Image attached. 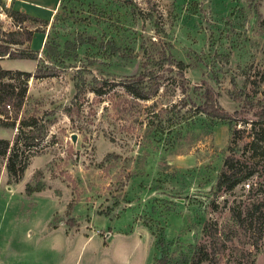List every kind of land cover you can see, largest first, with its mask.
I'll list each match as a JSON object with an SVG mask.
<instances>
[{
	"label": "rangeland",
	"instance_id": "rangeland-1",
	"mask_svg": "<svg viewBox=\"0 0 264 264\" xmlns=\"http://www.w3.org/2000/svg\"><path fill=\"white\" fill-rule=\"evenodd\" d=\"M5 1L1 41L18 25L45 34L32 62L0 59L36 63L41 77L19 78L17 119L37 117L44 135L19 146L28 163L17 182L0 158V264H190L210 244L203 224L229 223L245 183L264 203V150H250L243 122L264 104V0H57L47 21L21 20ZM147 70L156 92L127 95L121 81ZM205 87L230 118L200 111ZM14 132L0 126V138ZM226 157L254 172L218 191ZM246 239L222 233L216 262L199 264H239L238 249L264 264V220L257 247Z\"/></svg>",
	"mask_w": 264,
	"mask_h": 264
},
{
	"label": "trees",
	"instance_id": "trees-1",
	"mask_svg": "<svg viewBox=\"0 0 264 264\" xmlns=\"http://www.w3.org/2000/svg\"><path fill=\"white\" fill-rule=\"evenodd\" d=\"M13 14L19 15L21 20H38L29 17L23 13L12 10ZM20 30L11 31L9 38L6 41L0 40V59L3 56L7 58H27L33 59L34 55L27 49L20 51L11 49V45H21L27 43L31 39V30L21 28ZM174 66L181 71L183 63L181 61L174 62ZM138 73L127 77L121 81L120 86L123 91L136 99L145 100L153 95L156 90L158 82L151 71ZM41 77L34 71L10 70L4 69L0 66V126L15 129L13 136L10 140L0 138V158H5V170L7 176L12 182H17L22 176V172L28 163V156L23 155L22 146L25 149L35 147L37 140L36 136L42 137L43 131L37 126V117L30 116L29 118H18L21 110L23 99L25 96V82L19 78L27 80L28 78ZM7 79L8 81L4 80ZM91 92L100 94L99 89H91ZM204 108L200 110L203 114L217 119L230 118V113L225 111L217 102V93L211 88L205 87L203 91ZM8 105V108H6ZM258 109L252 113L254 119H247L243 122L249 125L247 135L249 140L248 146L251 149L263 148L264 150V104L258 105ZM12 111V116L8 117V111ZM17 120V124H16ZM39 129V130H38ZM35 142V143H34ZM238 163V164H237ZM237 159L232 160L226 157L223 161V169L220 171L215 187L218 191H229L235 188L238 184L250 178L254 172L253 164L244 166L242 169H237L239 165ZM264 166V165H263ZM248 187L247 193L243 199L233 201V204L228 207L230 221L224 225L218 226L213 220H207L202 226V234L209 238L210 244H197L191 255L190 264H199L202 261L216 262V257H212L213 251H224V245L219 240V236L223 233L225 236L236 238L242 236L247 238L245 242L256 248L261 238L264 220V203L257 197L250 194L252 187L250 184L245 183ZM257 190V189H256ZM29 191V190H28ZM221 242V243H220ZM219 246V247H216ZM219 251V252H220ZM220 252V253H221ZM246 252L236 250V262L239 264H248ZM154 264H165L163 255L154 261Z\"/></svg>",
	"mask_w": 264,
	"mask_h": 264
},
{
	"label": "crops",
	"instance_id": "crops-1",
	"mask_svg": "<svg viewBox=\"0 0 264 264\" xmlns=\"http://www.w3.org/2000/svg\"><path fill=\"white\" fill-rule=\"evenodd\" d=\"M9 2L12 10L23 13L29 17L36 18L41 21H47L55 12L57 7V0H7L6 5H8ZM43 37H45L44 31H31V39L26 43V46L32 53H36V51L39 50V47H41V45L44 43ZM3 58L5 57H2L1 59ZM29 60L32 62L31 59ZM35 64L36 63H34L31 68L22 71H33V69L35 68Z\"/></svg>",
	"mask_w": 264,
	"mask_h": 264
},
{
	"label": "built area",
	"instance_id": "built-area-1",
	"mask_svg": "<svg viewBox=\"0 0 264 264\" xmlns=\"http://www.w3.org/2000/svg\"><path fill=\"white\" fill-rule=\"evenodd\" d=\"M6 108H8V105H6Z\"/></svg>",
	"mask_w": 264,
	"mask_h": 264
}]
</instances>
